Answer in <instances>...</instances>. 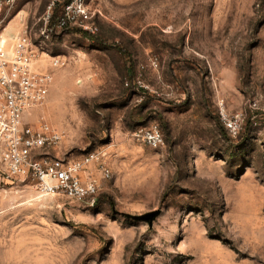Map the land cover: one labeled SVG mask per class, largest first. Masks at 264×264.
Instances as JSON below:
<instances>
[{
    "label": "rangeland",
    "instance_id": "rangeland-1",
    "mask_svg": "<svg viewBox=\"0 0 264 264\" xmlns=\"http://www.w3.org/2000/svg\"><path fill=\"white\" fill-rule=\"evenodd\" d=\"M86 1L97 31L42 44L53 83L33 117L62 134L58 155H99L98 203L0 168V264H264V0ZM48 3L0 17L40 43ZM151 123L158 148L136 135Z\"/></svg>",
    "mask_w": 264,
    "mask_h": 264
},
{
    "label": "built area",
    "instance_id": "built-area-1",
    "mask_svg": "<svg viewBox=\"0 0 264 264\" xmlns=\"http://www.w3.org/2000/svg\"><path fill=\"white\" fill-rule=\"evenodd\" d=\"M18 1L0 0V11L11 10ZM97 13L101 11L92 10L86 0H49L41 17L44 26L40 29V43L34 42L27 28L8 35L5 19L0 17V168L7 177L29 181L38 197L63 196L88 209L98 203L99 184L88 175V167L100 159L99 155L91 153L82 159L58 155L54 151L62 134L33 114L47 99L53 83L52 72L41 66L39 53L45 54L42 44L67 28L95 33L93 19ZM62 63L59 57H53L50 65ZM240 124L239 116L227 122L232 132ZM136 135L153 148L165 142L156 123L140 127ZM100 168L104 177H110L103 163Z\"/></svg>",
    "mask_w": 264,
    "mask_h": 264
},
{
    "label": "water",
    "instance_id": "water-1",
    "mask_svg": "<svg viewBox=\"0 0 264 264\" xmlns=\"http://www.w3.org/2000/svg\"><path fill=\"white\" fill-rule=\"evenodd\" d=\"M135 219H142V216H134Z\"/></svg>",
    "mask_w": 264,
    "mask_h": 264
},
{
    "label": "bare ground",
    "instance_id": "bare-ground-1",
    "mask_svg": "<svg viewBox=\"0 0 264 264\" xmlns=\"http://www.w3.org/2000/svg\"><path fill=\"white\" fill-rule=\"evenodd\" d=\"M12 31L11 30H7V34L11 35Z\"/></svg>",
    "mask_w": 264,
    "mask_h": 264
}]
</instances>
